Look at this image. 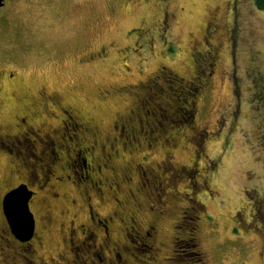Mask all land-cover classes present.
I'll return each mask as SVG.
<instances>
[{
  "label": "flooded vegetation",
  "instance_id": "1",
  "mask_svg": "<svg viewBox=\"0 0 264 264\" xmlns=\"http://www.w3.org/2000/svg\"><path fill=\"white\" fill-rule=\"evenodd\" d=\"M153 1L157 15L164 18L160 32L154 34L163 37L172 31L168 24L175 16L172 0H119L128 10ZM5 6L6 0L0 11ZM234 6V1L225 7L205 4L204 21L186 30L184 47L172 42L169 56L179 50L184 58L190 56L179 72L163 62L147 69L144 58L135 65L136 56H143L141 51L154 40V28L142 23L129 27L126 38L134 39L133 45L129 42L115 50L125 71L118 84L107 78L90 84L93 69L106 60L104 45L79 60L54 63L46 74L36 67L24 69L28 65L17 52L6 50L11 41L0 36V264H179L174 257L182 258L189 243L196 241V249L199 242L187 219L197 228L204 223L219 225L213 215L204 211L201 216L204 203L194 199L214 194L201 177L204 163L211 164L197 119L203 101L209 111L211 83L220 72V47L233 42L234 30L225 19ZM107 16L117 19L114 5L108 6ZM138 41L141 45L136 49ZM192 52L201 55L202 62L196 63ZM228 79L223 74L219 89L228 86ZM89 85L96 92L89 93ZM82 96L93 97L97 104L118 101L119 110L107 120L98 119ZM217 106L210 111L225 112L226 119L227 105L220 106L222 112L215 111ZM180 124L187 128L177 129ZM81 149L84 158L78 164ZM142 176H148L146 183ZM148 183L153 186L154 203L147 199ZM21 186L28 190L34 218L28 239L14 233L4 210L6 195ZM263 198L257 194L243 198L224 223L247 247L259 242L256 256L262 264ZM177 213L190 216L181 217L185 232L170 222V215ZM57 221V237L48 238V226ZM171 227L179 233H169ZM134 252H150L151 257L143 259Z\"/></svg>",
  "mask_w": 264,
  "mask_h": 264
},
{
  "label": "rangeland",
  "instance_id": "2",
  "mask_svg": "<svg viewBox=\"0 0 264 264\" xmlns=\"http://www.w3.org/2000/svg\"><path fill=\"white\" fill-rule=\"evenodd\" d=\"M229 1L235 2V10L228 12L230 17L225 21L228 20V27L234 30L230 37L233 42L222 44L223 47H220V72L214 76L211 83L209 111L204 109L203 101L197 119L198 129L204 135V154L211 164L208 166L204 163L202 167H205V170L201 171V177L214 194L196 196L194 199H197L198 203H204L205 208L203 207L201 216L205 211L206 214L213 215L219 225L215 228L212 224L204 223L201 228H197L187 219L191 235L198 237V246L196 249L192 247L191 251L195 252L184 249L186 255L182 258L174 257L177 259L173 260L174 263L262 264L256 256L259 242L254 240L251 247H247L243 240H236L232 236L231 225L224 223L232 218L235 209L243 203V198H253L255 194L264 197V105L261 100L259 102L257 96L261 93L259 83H264V10L256 7L255 0H172L171 6L175 16L168 19L172 31L168 32V35L163 34V37L154 34V31L160 32L164 23V18L157 15L154 1L152 4L128 10L120 6L119 0H6V6L0 11V36L11 41V47L6 50L14 49L17 52V57L28 65L22 66L24 69L31 70L36 67L40 72L47 71V74L54 63L59 64V61L64 62L69 58L79 60L88 51L104 45L107 48L106 60L93 69L90 84L104 78L111 84H118L125 71L121 65V56L116 55L115 50H120L129 42L133 45L134 39L126 38L129 27L142 23L145 27L154 28L151 30L154 40L147 43L141 51L143 56H136L139 58L133 60L135 65L144 58L147 69L163 62L179 72L181 64L188 62L190 56L184 58L181 50L176 55L173 53L169 56L173 52L169 48L172 42L175 47H184L182 41L186 30L194 29L204 21L205 4L225 7ZM109 5H114L117 9L115 20L107 16ZM213 38L210 37L209 44ZM139 44L141 45L138 41L134 47L138 49ZM192 53L196 63L202 62L201 55ZM223 74L229 75V83L219 89ZM88 92L96 90L92 87ZM79 98L86 102L98 119L107 120L119 110L118 101L110 100L105 104H97L93 97ZM223 104H226L229 110L226 112V119H223L225 112L221 115L210 111L218 105L215 111L218 109L222 112L220 106ZM169 122L178 125L175 118H170ZM185 127L181 125L177 129L183 130ZM81 150L82 153L78 154V164L83 163L84 150ZM76 170L79 173V169ZM147 179L148 176H142L143 182L146 183ZM176 181L174 178V185ZM152 187V184L148 183L145 189L146 195L150 194L148 201L151 199L154 203ZM157 195L160 194L157 192ZM170 216L173 218L169 219L172 226H179L180 231L185 232L181 217L189 218V214L177 213ZM59 223L60 221H57L53 226H48V238L57 237L55 233ZM194 227L197 228L196 234ZM176 232L177 229L172 231V227L169 228V233ZM257 240L259 241V237ZM136 254L143 259L151 257L150 252H134V255ZM161 255L162 253H159L157 258H161Z\"/></svg>",
  "mask_w": 264,
  "mask_h": 264
},
{
  "label": "water",
  "instance_id": "3",
  "mask_svg": "<svg viewBox=\"0 0 264 264\" xmlns=\"http://www.w3.org/2000/svg\"><path fill=\"white\" fill-rule=\"evenodd\" d=\"M4 0H0V8ZM26 187H19L6 195L4 199L5 215L8 217L14 233L20 239H28L34 231V218L29 209V193Z\"/></svg>",
  "mask_w": 264,
  "mask_h": 264
},
{
  "label": "trees",
  "instance_id": "4",
  "mask_svg": "<svg viewBox=\"0 0 264 264\" xmlns=\"http://www.w3.org/2000/svg\"><path fill=\"white\" fill-rule=\"evenodd\" d=\"M255 3H256V7L259 10H264V0H255ZM259 84L261 85V89H260L261 93H260V95L258 94L257 96H258V99L263 102L264 101V85H262V84H264V83H259ZM195 243H196V241L189 243V245H188L189 248L188 247L187 248L189 250L193 249L192 247L194 246ZM191 252H195V251H191ZM197 254L200 255V251L197 250Z\"/></svg>",
  "mask_w": 264,
  "mask_h": 264
}]
</instances>
